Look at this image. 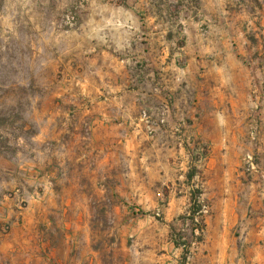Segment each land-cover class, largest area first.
<instances>
[{
  "label": "rangeland",
  "instance_id": "obj_1",
  "mask_svg": "<svg viewBox=\"0 0 264 264\" xmlns=\"http://www.w3.org/2000/svg\"><path fill=\"white\" fill-rule=\"evenodd\" d=\"M185 46L230 48L262 95L206 101L196 119L168 124L146 92L163 78L156 64ZM121 68L138 94L101 165L37 139L44 110L70 105L54 91ZM193 187L205 220L218 192L264 219V0H0V264H182L172 228H183ZM207 238L186 264H219Z\"/></svg>",
  "mask_w": 264,
  "mask_h": 264
},
{
  "label": "crops",
  "instance_id": "obj_2",
  "mask_svg": "<svg viewBox=\"0 0 264 264\" xmlns=\"http://www.w3.org/2000/svg\"><path fill=\"white\" fill-rule=\"evenodd\" d=\"M179 50L181 59L161 60L160 65L156 64V67H162L160 75L163 78L146 92L159 101V110L173 127L181 114L196 119L193 113L203 102L241 99L247 103L253 96L262 95V85L253 79L249 64L240 62L230 48L196 49L185 46ZM122 70H117L109 80L102 78L93 83L82 80L78 82L81 88L77 91L73 90L72 81L67 87L72 90L54 91V99L69 100L70 105L67 109L44 110V124L37 139L43 142L56 141L63 148L68 147L69 154H72L71 149L77 147L81 152L80 159H85V163L92 158L101 165L100 152L104 143L118 141L119 131L129 130L133 99L138 94L127 78V72ZM74 105L80 109L74 108ZM148 106L151 112L157 110L150 104ZM79 113L84 116L81 119L83 122L73 124L72 119ZM210 195L212 198L217 195L218 201L212 205V215L205 220L207 240L212 241L213 247L218 249L217 256L212 251V258L218 259L219 264H264V219L247 218V209L231 194L218 192ZM240 219L243 224L241 231L245 234L241 247L240 237L236 231L233 233Z\"/></svg>",
  "mask_w": 264,
  "mask_h": 264
},
{
  "label": "trees",
  "instance_id": "obj_3",
  "mask_svg": "<svg viewBox=\"0 0 264 264\" xmlns=\"http://www.w3.org/2000/svg\"><path fill=\"white\" fill-rule=\"evenodd\" d=\"M205 152V150L203 151ZM198 159V156H196ZM197 174V169L193 168L187 172V181L193 182ZM203 191L200 188H192L191 203L187 212L180 216L183 222V228L179 230L172 228V241L178 248H182V264H186L191 249L194 245L204 241V233L206 230L205 215L202 212L203 205L207 204L206 199H202ZM199 231L198 233L196 231ZM188 231L190 237L188 236Z\"/></svg>",
  "mask_w": 264,
  "mask_h": 264
},
{
  "label": "built area",
  "instance_id": "obj_4",
  "mask_svg": "<svg viewBox=\"0 0 264 264\" xmlns=\"http://www.w3.org/2000/svg\"><path fill=\"white\" fill-rule=\"evenodd\" d=\"M208 211H209V206L207 204H204L202 209L203 214L206 216ZM196 232L198 233L199 231L197 230Z\"/></svg>",
  "mask_w": 264,
  "mask_h": 264
}]
</instances>
